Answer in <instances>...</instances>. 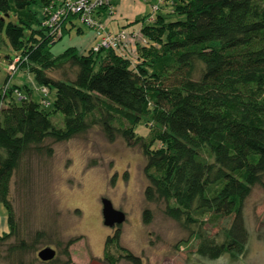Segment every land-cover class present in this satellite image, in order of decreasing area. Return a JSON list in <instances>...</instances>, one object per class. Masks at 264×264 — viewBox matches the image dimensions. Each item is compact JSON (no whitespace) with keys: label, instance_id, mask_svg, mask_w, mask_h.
<instances>
[{"label":"trees","instance_id":"obj_1","mask_svg":"<svg viewBox=\"0 0 264 264\" xmlns=\"http://www.w3.org/2000/svg\"><path fill=\"white\" fill-rule=\"evenodd\" d=\"M55 1L0 0V40L3 32L15 51L7 66L18 58L15 71L25 67L38 88L53 90L47 110L48 99L45 106L37 102L26 83L6 80L0 89V203L8 226L0 234V249L5 258L34 252L45 238L43 231L29 241L20 237L10 185L23 158L49 155L46 140L66 141L95 125L108 141L120 136L139 147L145 158L144 198L162 202L165 215L184 225L230 217L219 239L197 235L198 254H239L248 240L244 201L253 186L264 187V0H171L166 12L159 10L165 0H152L157 8L150 5L147 22L148 15L124 25L140 23L137 30L124 31L144 39L133 40L131 54L129 47L79 53L70 46L53 55L51 45L76 19L71 14L62 21L59 38L50 33L37 12ZM55 113L61 114V125L54 122ZM140 121L151 125L148 136L136 134ZM150 218L145 209L142 220ZM119 238V227L106 237L104 263L142 264ZM72 242L61 249L67 264H72L67 251ZM111 244L122 253H111ZM16 264L34 263L18 258Z\"/></svg>","mask_w":264,"mask_h":264},{"label":"rangeland","instance_id":"obj_2","mask_svg":"<svg viewBox=\"0 0 264 264\" xmlns=\"http://www.w3.org/2000/svg\"><path fill=\"white\" fill-rule=\"evenodd\" d=\"M40 15L41 9L37 17L40 18ZM73 21L76 24L74 28L57 37L59 39L56 38L51 45L53 55L70 46L79 49L87 37L84 35L87 28L78 19ZM76 26L82 27V33L76 31ZM136 36L128 45L130 54L133 40L138 44L143 43ZM14 54L2 32L0 89L8 78V58ZM26 70L25 67L19 68L11 76L27 75ZM50 74L59 76L58 72ZM11 82H18L17 78ZM31 92L32 98L41 101V91L37 87L33 85ZM46 98L49 101L47 110H51L53 90L48 92ZM53 120L61 125V114H53ZM151 128L149 123L140 121L135 132L148 136ZM46 144L52 148L51 154L26 155L10 185V199L20 237L29 241L36 231H43L45 238L36 243L34 252L14 253L10 258H5L4 249H0V264H16L18 258L24 262L48 264L36 256L37 251L46 246L55 250L58 260L54 264H67L68 258L61 249L70 239L73 242L67 251L72 264H105L104 242L117 227L120 229L119 245L139 256L142 264H264V187L261 185L253 186L243 204L248 230V240L243 250L235 256L224 253L207 258L196 252L199 242L197 235L201 233L219 239L221 228L228 225L230 217L203 218L201 223L184 225L182 220L164 214L162 202L146 201L143 194L147 185L143 172L145 158L138 146H128L120 136L108 141L97 125L66 141L52 142L48 139ZM158 145V142L154 143V146ZM102 197L108 198L114 208L124 212L125 219L119 226L107 227L103 224ZM145 209L151 212L148 222L142 220ZM5 213L0 203V216L4 217ZM13 241V238L10 239V243ZM109 251L122 253L114 244L109 246ZM118 264L130 263L120 259Z\"/></svg>","mask_w":264,"mask_h":264},{"label":"built area","instance_id":"obj_3","mask_svg":"<svg viewBox=\"0 0 264 264\" xmlns=\"http://www.w3.org/2000/svg\"><path fill=\"white\" fill-rule=\"evenodd\" d=\"M101 8H106L108 13H112V0H57L54 4L51 3L43 8L41 25L58 37L60 35L62 21L68 15H76V19H78L79 22L93 29L96 36H100L99 41L92 45L93 50L106 47L121 51V48L127 47L129 45L128 41L136 37L137 34L135 33L129 36L124 30H119L114 34H101L103 25L95 18L96 12ZM156 8V3L152 4V9L155 10ZM141 41L144 42V39H141ZM17 59L18 58H15L14 61L7 66V72L9 74L15 72V62ZM38 90L41 91V103L44 106L47 105L48 101L46 100V96L48 94V89L46 87H39ZM14 93L17 97H22V94L18 90H14Z\"/></svg>","mask_w":264,"mask_h":264},{"label":"crops","instance_id":"obj_4","mask_svg":"<svg viewBox=\"0 0 264 264\" xmlns=\"http://www.w3.org/2000/svg\"><path fill=\"white\" fill-rule=\"evenodd\" d=\"M171 0H166L164 3H162L161 8L159 9L161 12L167 11L169 8H171ZM152 4V0H112L113 5V11L111 14H109L106 9H99V11L96 12L95 18L101 22L103 25L101 34H114L118 32L119 30H125L127 32H133L138 29L140 23L131 24L124 26L127 22L132 21L136 18H140L142 16H147V18L144 20V22H147L148 19H150L152 15V11L150 8V5ZM165 4V5H164ZM164 5V6H163ZM76 24L72 20L71 23H67L66 28L72 29L74 28ZM87 28L85 35V39L82 42L81 46L78 50L79 53H84L87 51L90 47H92L93 44L97 43L99 41L100 36H96L94 34L93 29L88 28L85 25H82ZM77 32L83 31L82 27L76 26L75 27ZM130 34V33H129ZM131 36V35H129ZM9 76L7 83L8 85H22L23 83H26L29 85L31 89H33V85L36 88L37 84L35 83L33 76L30 73H27V75L24 74H18L13 75L8 73ZM13 78H17L18 82H11ZM32 96V94H31ZM8 231L7 221H6V213L5 216H0V234L3 232Z\"/></svg>","mask_w":264,"mask_h":264},{"label":"water","instance_id":"obj_5","mask_svg":"<svg viewBox=\"0 0 264 264\" xmlns=\"http://www.w3.org/2000/svg\"><path fill=\"white\" fill-rule=\"evenodd\" d=\"M101 215L103 224L107 227L118 226L125 219L124 212L114 208L111 201L106 197L101 198ZM54 256L55 250L49 246L43 247L37 252V257L41 261H48Z\"/></svg>","mask_w":264,"mask_h":264}]
</instances>
